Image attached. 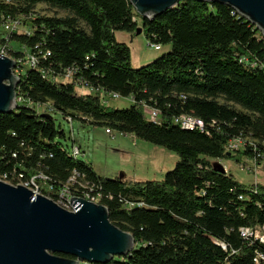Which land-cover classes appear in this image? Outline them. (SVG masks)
<instances>
[{
	"label": "trees",
	"instance_id": "1",
	"mask_svg": "<svg viewBox=\"0 0 264 264\" xmlns=\"http://www.w3.org/2000/svg\"><path fill=\"white\" fill-rule=\"evenodd\" d=\"M40 3L72 15H40ZM7 19L31 31L0 38L21 69L18 108L0 113V177L15 169L26 178L43 172L53 187L45 193L56 198L75 170L85 174L111 221L136 241L129 255L106 264H257L264 244L243 237L240 228L264 224V183L246 185L215 168L225 159L264 162V37L254 24L226 4L199 0H182L153 19L130 0H0V24ZM137 19L150 44L171 50L134 68L130 47L116 33L135 34ZM31 55L35 65L28 63ZM83 82L95 90L79 92ZM102 92L131 104L111 106ZM146 107L161 110L160 121L148 118ZM54 113L132 134L179 160L159 181L104 178L70 155ZM183 114L201 118L206 129L182 128L175 118ZM240 136L252 144L229 151ZM121 196L144 205L126 209Z\"/></svg>",
	"mask_w": 264,
	"mask_h": 264
},
{
	"label": "water",
	"instance_id": "2",
	"mask_svg": "<svg viewBox=\"0 0 264 264\" xmlns=\"http://www.w3.org/2000/svg\"><path fill=\"white\" fill-rule=\"evenodd\" d=\"M130 1L143 18L153 19L182 0ZM199 1L228 5L264 36V0ZM142 32L138 27L136 33ZM16 66L15 59L0 53V113L11 114L18 108L21 78L14 72ZM215 168L227 171L221 162ZM69 202L74 210L22 184L0 179V264H106L135 249L133 234L111 221L106 205L73 196Z\"/></svg>",
	"mask_w": 264,
	"mask_h": 264
},
{
	"label": "rangeland",
	"instance_id": "3",
	"mask_svg": "<svg viewBox=\"0 0 264 264\" xmlns=\"http://www.w3.org/2000/svg\"><path fill=\"white\" fill-rule=\"evenodd\" d=\"M35 12L51 17L72 15L68 10H61L46 3L38 4L35 7ZM137 20L139 26L142 27L140 19ZM80 26L89 31L85 22L81 21ZM116 37L118 41L124 42L130 47L131 65L134 68L144 66L171 50V45L161 46L160 49L154 48L153 45H150L144 32L133 34L127 31H118ZM78 91L87 92L88 90L80 87ZM220 102L225 103L226 100L220 98ZM108 104L122 109L130 106L131 100L130 98L111 99ZM230 106L237 110H244L240 105L234 103H230ZM53 117L57 127L65 132L64 143L69 144L70 149L73 142L80 146L84 154L80 158L104 178L115 179L124 176L129 182L159 181L175 167L179 160V156L174 151L144 141L132 134H122L116 130L109 133L104 126L82 124L76 120L71 125L61 113H54ZM69 137L71 138L69 139ZM244 160L245 164L227 159L217 162H221L227 172L243 184L264 183V162L250 161L248 157H245Z\"/></svg>",
	"mask_w": 264,
	"mask_h": 264
},
{
	"label": "built area",
	"instance_id": "4",
	"mask_svg": "<svg viewBox=\"0 0 264 264\" xmlns=\"http://www.w3.org/2000/svg\"><path fill=\"white\" fill-rule=\"evenodd\" d=\"M235 13H237L234 10ZM238 14V13H237ZM240 16V15H239ZM22 30L24 32H27L30 34L31 29L24 25L21 21L15 20V19H7L4 21L2 24H0V38L1 37H6L8 34L12 31L15 30ZM264 37V36H263ZM152 45V44H150ZM154 48L160 49V45H153ZM7 46L6 44H2L0 41V53L2 55H7ZM11 57V56H10ZM13 58V57H12ZM15 59V58H13ZM16 60V59H15ZM17 66L14 70L15 74L20 77V72L21 69L18 66V60H16ZM28 63L30 65H35L36 64V57L31 55L28 57ZM264 67V65H263ZM73 76V70L69 69L67 70L65 78L70 80L72 79ZM81 88L87 89L88 91H94L95 89L93 86L87 84V83H80L79 85ZM103 95V101L105 103H108L111 99H120L123 98L119 93L115 92H102ZM18 99V98H17ZM130 100H132L130 98ZM19 103V99H18ZM49 112L52 111V108L47 109ZM146 115L148 118L154 120V121H160L161 119V110L155 107H146L145 108ZM67 121L72 125L73 120L72 117H65ZM175 122L177 124H180V126L184 129L188 130H195L199 129L202 132L206 129L204 121L199 118L194 116L193 114H183L177 118H175ZM107 132H111L109 129H106ZM250 143L252 144V141L249 140L248 138H243L242 136L237 137L235 139H232L227 148L229 151H236V150H242L246 147V145ZM69 153L71 156L74 158H80L81 155H84L82 153L81 147L77 146L76 144L72 145V148L69 150ZM16 156V154H14ZM0 179L9 182L13 185L17 184H22L34 192L38 194H43L47 197H50L48 194L45 192L50 191L53 189L52 185H49L46 183V180L48 179L47 175L41 172L40 174L32 177H27L24 172H19L18 170H14L12 173L8 174H3ZM95 183L90 182L89 180L86 179L85 174H80L78 171H74L72 177L69 179V181L63 186V188L59 191L58 195L56 198H52L55 200L60 206L64 207L65 209L68 210H74L73 206L69 202V199L71 196L73 197H80L82 199H85L87 201H93L96 203H100L102 200V193L96 192L94 190ZM110 198L113 196L110 195ZM242 197V196H241ZM120 202L123 204V206L126 209H133L135 207H143L144 203L143 202H136V201H131L125 197H120ZM241 235L249 240L252 241H259L261 244H264V224L261 225H256V226H249V227H241L240 228ZM255 262L257 264H264V252L263 251H257V255L255 257Z\"/></svg>",
	"mask_w": 264,
	"mask_h": 264
},
{
	"label": "bare ground",
	"instance_id": "5",
	"mask_svg": "<svg viewBox=\"0 0 264 264\" xmlns=\"http://www.w3.org/2000/svg\"><path fill=\"white\" fill-rule=\"evenodd\" d=\"M237 138V137H236Z\"/></svg>",
	"mask_w": 264,
	"mask_h": 264
},
{
	"label": "crops",
	"instance_id": "6",
	"mask_svg": "<svg viewBox=\"0 0 264 264\" xmlns=\"http://www.w3.org/2000/svg\"><path fill=\"white\" fill-rule=\"evenodd\" d=\"M85 92V91H84Z\"/></svg>",
	"mask_w": 264,
	"mask_h": 264
}]
</instances>
